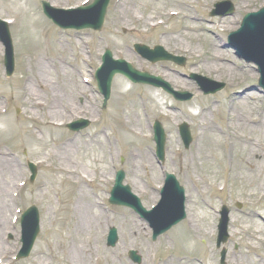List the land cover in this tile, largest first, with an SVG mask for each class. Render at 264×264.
Masks as SVG:
<instances>
[{"label":"rangeland","instance_id":"rangeland-1","mask_svg":"<svg viewBox=\"0 0 264 264\" xmlns=\"http://www.w3.org/2000/svg\"><path fill=\"white\" fill-rule=\"evenodd\" d=\"M46 1L53 4L57 2L54 4L56 8L68 9L85 3L90 4L94 0ZM118 1L111 0L105 25L99 33L61 30L43 15L40 0H19L15 7L0 2L1 19L21 17L19 20L14 19L10 29L16 58L15 72L10 78L5 73L4 48L0 43V151L5 153L6 158L16 162L20 173L10 180L8 194L11 208L7 212L8 222L4 225L5 231L2 236V243L8 255L0 257V264H67L65 258L68 254L66 248L68 240L65 237L67 231L73 228L70 212L77 190L71 181L76 177L82 178L88 168L95 171L96 183L85 187L92 192L105 215V224L98 230L99 254L103 253L109 259L113 256L117 264H136L129 257L131 250L138 253L141 259L138 264H165L171 260L169 256L173 257L172 264H177L179 257L186 258L190 264H221V252L224 248L227 250L225 264L247 262L246 259L248 261L252 259L256 264H264V241L261 242V247L252 248L244 234L236 235L234 238L230 236L226 244L217 248L222 207L226 206L229 209L230 220L236 218L240 221L253 218L257 214L264 221V190L262 195H251L250 192L259 193L262 188L255 186L257 180L254 183L253 180L249 181L244 177L245 174L249 177L252 175L245 173L237 179L234 176L235 173L239 174V171L235 166L233 169L226 160L221 164L222 160L218 156L208 161L207 154L208 151L213 154L224 153L227 151L226 142L232 140L234 144L240 140L241 135L247 142L256 141L261 145H264V139L253 131V128L246 129L240 135L233 133L235 130L231 128V139L222 138L221 141L219 138L218 146L208 148V137H199L198 130L202 122V115L199 114L203 112L208 123L216 128L217 134H225L224 123L227 120L238 117L243 121L247 118L254 121L259 117L264 120V93L258 84L259 75L254 67L246 66L230 47L224 48L226 53L221 58L226 62L221 63L211 58L214 34L219 35L227 44L229 32L238 25L239 14L245 12V7H249L250 11L259 9L264 0H230L235 7V14L227 19L235 21L233 27L223 30L224 33L219 24L221 19L210 14L214 4L221 0H166V3L161 0H126L127 8L131 6L133 13H139L143 17L152 15L155 17V23L166 22L164 25L147 28L129 23L128 20L117 21L121 8L120 5L117 6ZM184 4L187 8L182 13L188 19L182 14L172 19L163 15L168 10L178 12V6ZM17 9H21L18 10L19 15H16ZM30 18L36 25V32L30 29ZM184 26L187 28L186 31ZM171 30L175 31L173 35L176 37L174 40L176 44H181L186 53L196 50L201 55L200 59L196 57L192 60L189 58L191 54L182 52L181 54L188 58L185 67L166 62L147 65L129 50L136 43L150 47L163 45L169 52L178 55L180 53L173 52L176 44L170 42L168 45L163 40L164 33H170ZM106 48L111 49L115 57L126 59L139 69L145 68L149 73L162 76L173 88L192 93L194 100L184 104L177 103L161 90L133 86L125 78L116 77L112 98L107 109L103 111V98L98 92L93 75L101 64V57ZM40 54L46 58L45 64L51 67L45 78L48 89L54 88L63 98L58 116H53L47 107H41V110L30 107L21 96L20 91L24 83L27 81L30 83V79L34 77L37 82L33 88L40 94L39 100L50 105L52 91L47 88L41 89L40 85L38 62ZM65 62L69 65L67 66ZM170 69L173 71L169 72ZM214 70L217 71L212 73ZM192 73L224 81L226 89L215 96H203L196 85L197 81L189 76ZM171 79L173 81L178 79L179 82L174 84ZM246 95L250 96L249 106L243 108ZM69 108H72L71 111ZM78 119H88L91 124L81 133L74 134L66 126ZM155 121L162 123L168 136L166 159L162 164L155 154L156 145L152 129ZM183 122L190 125L193 135V142L188 150L185 149L179 135L178 126ZM130 126L133 128L130 129ZM138 126L141 127L145 139L139 134ZM70 141L81 146L73 162H66L64 156L60 158L53 154L57 152L61 143ZM86 144L92 146L88 151L84 149ZM142 150L149 152L152 167L155 169L149 173L141 169L143 175L136 176L132 171L129 153L134 152L142 157ZM249 151L248 147L235 145V158L239 155L246 156ZM103 155L108 168L107 176L103 179L105 181L101 183L99 167L96 165ZM222 155H219L220 158ZM256 155L261 157L260 152L254 156ZM184 159L191 161V165L185 167ZM28 162L38 164L39 167L37 179L33 184L29 181ZM54 167L72 170L75 175L64 176L53 172L56 180L52 181L50 176ZM119 169L125 171V183L131 187L133 194L142 199L143 206L148 210L154 206L149 202L151 189L157 190L156 188L164 183L166 173L175 174L186 191L187 220L154 242L151 228L138 215L130 209L113 207L108 203L113 181L111 178H115ZM262 179L264 184V176ZM137 184L142 190H146L145 196L138 195L140 192L135 189ZM223 185L225 189L219 194L216 188ZM44 186L48 187L47 194L41 191ZM33 205L41 214V232L29 258L16 261L15 257L21 248L20 216ZM192 210L193 215L197 217L199 228L208 233L206 236L196 238L188 232L189 214ZM130 218L144 225L146 237L142 235L127 237V226L123 223ZM252 220L264 227V222L260 219ZM110 228H116L119 235V243L114 248L107 246ZM228 230L229 233L233 230L231 222ZM94 234L90 235L95 236ZM10 235L13 239L9 238ZM88 235H84L83 240ZM118 247L119 252L116 250ZM96 263L97 260L93 259L92 264ZM100 264L109 262L102 259Z\"/></svg>","mask_w":264,"mask_h":264},{"label":"bare ground","instance_id":"bare-ground-1","mask_svg":"<svg viewBox=\"0 0 264 264\" xmlns=\"http://www.w3.org/2000/svg\"><path fill=\"white\" fill-rule=\"evenodd\" d=\"M123 0H119L117 3V6H121L120 11L117 16V21L119 22H125L128 20L129 23H135L137 25H141L143 28H147L148 26H151L152 23L155 22V17L152 15L148 17H143L139 13L137 14L136 12L133 13L131 11L132 7L129 6L127 8L128 4L126 3V0L122 3ZM166 3V0H161ZM211 1H216V0H211ZM1 3L9 5V6H17L19 3V0H0ZM54 4H57L54 3ZM52 3V5L54 6ZM169 2L167 3V5ZM186 4L178 6V12L177 13H169L170 16H173L175 14V17L180 16L181 14L187 18L185 14L182 12L186 9ZM17 9L16 15L19 13ZM235 20L231 19H224L221 18V22H219L220 26L222 27L223 30H227L231 26L233 27V22ZM29 26L32 32H36V25L34 22H31V18L29 19ZM158 26V25H155ZM187 28L184 26V31H186ZM175 33L174 30H171V32H166L164 33V38L163 40L166 41L165 44L170 45V42H174L176 44V37L173 35ZM171 38V39H170ZM215 40L212 41L213 47L211 50V58L214 59L215 61H219L222 63L221 58L224 56L226 53L224 51L225 47V42L222 41L221 37L217 34H214ZM170 39V40H169ZM169 40V41H168ZM173 44V43H172ZM179 44V43H178ZM176 48L173 49V52L175 53H182L185 52L183 48L181 47V44L177 45ZM172 49V48H170ZM186 53V52H185ZM188 54H191L190 57H197L201 56L199 55V52L196 50H191L187 52ZM186 53V54H187ZM45 57H42V54L38 56V62H39V79H40V85L41 89H45L47 87L46 85V74L50 73L51 67L48 64H45L47 61L45 60ZM66 63V62H65ZM68 66L69 64L66 63ZM61 68V67H60ZM217 70H214L212 73L216 72ZM34 81V82H33ZM170 81L175 83H178L179 80L176 79L173 81L171 79ZM37 80L33 77V79H30L26 83H24L23 88L21 89V96L24 98V102L29 105L30 107H35L38 109H42L41 107H47L48 110L51 112L53 116H58L60 114L59 110V105L62 102V96L59 94L57 90L54 88H50L48 90L52 91V94L50 96V105L49 103L47 104L46 102H43L40 99V94L35 91L33 88V85H36ZM42 95V94H41ZM249 95H246L243 100V105L242 107H248L249 103ZM247 103V104H246ZM72 108H69L68 110L71 111ZM66 109V111H68ZM202 115V122L198 126V130L200 132L199 137H208L207 142H208V148H211L212 146H218L221 141L223 140L222 138H226L229 140V134H231L230 129L233 128V133H236L237 135H240L241 132L245 131L246 129H252L253 131L259 133V135L264 139V120L258 118L259 120L257 122L252 121L251 119H245L244 121L241 119H232V120H227L225 127H226V132H223L225 134H217L216 128L208 123L207 117L205 115V112L202 114H199V116ZM57 118V117H56ZM56 118H52L55 120ZM130 124V123H129ZM128 124V126H129ZM138 125V124H137ZM133 127H136V125H133ZM133 127H129L132 129ZM139 134L143 137V134L141 133V127L138 126ZM235 145H242L244 147L250 148V151L246 154V156H236L235 158V152L234 148ZM91 144H86V147L84 148L85 151H88L91 149ZM100 148H102L101 145H99ZM231 150L230 148H226L227 151H224V153H219V154H213L211 151H208V161H212L215 159L217 156L219 159H221V164L227 161V163H230L232 165V168L237 171L238 173H235L234 177L243 175L245 173L252 175V177L247 176L246 174L244 175L245 179H249V181L253 180L255 183L256 187H262L261 191L259 193L255 192H250L251 195L256 196V195H262L263 190H264V184H263V179L262 176H264V145H261L260 142H247L244 138H241L237 142L231 144ZM81 149L80 144L77 142H71V143H66V144H60V146L57 149V152H53L54 155L59 156L62 158L66 159V162H73L75 160V156L79 153ZM260 152V156H254L255 153ZM220 154H223L220 158ZM140 156V158H138ZM130 163L132 164V171L136 176L143 175V173L140 172L141 169L148 171H151L152 169L154 170V166L152 167V161L150 160V155L148 151L142 150V157L141 155H136L134 152L129 153ZM235 158V161H233ZM205 161L207 162V157H205ZM234 162V164H232ZM97 167H99V178L100 179H105L107 176L106 170H107V164L105 161L104 155L102 158H100L97 161ZM191 161L189 162L187 159L183 160V164L185 167H188L189 164L191 165ZM220 163V162H219ZM72 169V168H71ZM18 168L17 164L13 159L6 158L5 153L3 151H0V257H6L8 255V252L5 249V246L2 243V236L4 234V225L7 224V212H9L11 208V200L9 198L8 192L9 186H10V180L12 177H16L20 173H18ZM65 171V170H64ZM56 174H63L64 176H71L72 171H67L66 173H63L62 168L56 167L52 169V173L50 176V179L52 181H55L56 178L53 177L54 173ZM152 172V171H151ZM83 178L87 180V182H92V178L96 175L95 171H91L89 168L86 170V172L83 173ZM147 174V173H145ZM57 177V176H56ZM241 177V176H240ZM233 175L230 176V179L232 180ZM9 179V180H7ZM77 183H79V187L76 191V196H75V202L74 206L71 209L70 212V217L73 219L72 221V226L73 228L69 229L66 234V239L68 242L66 243V248H67V257L65 258V261L67 264H92V261L94 258H99L101 257L103 260L108 261L109 264H117L116 261H114V258L112 256L111 259L107 258L106 256L103 255V253L99 254V247L97 244L99 235H98V230L104 226V221H105V215L102 213L98 202L94 199L92 192L85 187V183L81 181V178H78ZM254 185V184H253ZM246 187V185H243ZM46 189V190H45ZM138 192H141L144 194L145 191H143L139 184L136 185L135 188ZM248 189V188H247ZM42 193L45 191L47 194L48 192V187L46 186L42 187L41 189ZM259 191V190H257ZM157 199V196L155 194H152L150 197L151 202H154ZM253 218H256L258 221L261 218L259 215H254ZM253 218H248V219H243V220H237L236 218H232L231 225H232V232H230L231 237H235L236 235L239 236L241 234H244L246 237V241L248 245L252 248H257L261 247V242L264 241V227L260 226V224L257 221L253 222ZM263 221V220H261ZM188 230L190 233H192L193 237L199 238L206 236L208 233L202 231V228H199L198 223H197V217L193 215V210L191 211V214H189V221H188ZM264 222V221H263ZM124 226H127L126 232H127V237L131 238L133 235H142L143 237H146L147 232L145 231L144 225L140 224L137 220L134 218H130L129 220L125 221ZM103 225V226H102ZM71 226V227H72ZM242 230V231H241ZM91 233H95V236H91ZM89 234L85 240H83L84 235ZM62 238V237H61ZM96 240V242H94ZM117 252H119L120 248L118 247ZM195 250V249H193ZM116 253V252H114ZM117 254V253H116ZM171 260L167 261L165 264H172L174 263L173 258H170ZM249 264H256L255 261L250 259H246ZM247 262L242 261L240 263L237 261V264H248ZM164 263V262H163ZM177 264H190V262L185 259V260H177ZM234 264V263H232Z\"/></svg>","mask_w":264,"mask_h":264},{"label":"water","instance_id":"water-1","mask_svg":"<svg viewBox=\"0 0 264 264\" xmlns=\"http://www.w3.org/2000/svg\"><path fill=\"white\" fill-rule=\"evenodd\" d=\"M104 5L100 8L98 13L97 21L92 23L91 25H87V28H93L96 30H100L104 23L105 18V12H106V5L105 1H102ZM45 14L51 18L55 23L59 22L58 18L55 16V13L49 8V6L46 3H43ZM58 24V23H57ZM242 33V30L240 31ZM0 34L4 36V40L8 44V54H7V66H8V74L11 75L14 68V61H13V50L11 46V40L9 35V30L7 27L0 26ZM264 37V21L261 20L253 29H251V33H249V37L247 41L245 42L243 46V50L246 52L251 53H258L259 55V61L262 62L263 65V78H264V49L260 46L261 41H263ZM141 52H143L141 50ZM145 54L146 58L150 59L151 61H156L157 56H161V51L158 52L157 50L154 52H147L143 53ZM110 55V54H108ZM123 65L120 62H114L111 59V56H107L104 60V66L99 69L97 74V80L99 83V87L102 90V92L105 95L106 102L110 98V88H111V82L113 77L118 74L122 73L129 77H135L132 70H124L121 68ZM136 78V77H135ZM138 79H142V81H147V77H140ZM161 86L166 87L164 83H160ZM169 90V89H168ZM88 125V123H83L79 128H84ZM157 141L159 144V156L162 158L164 156V134L162 130L160 129V126L157 125ZM182 129V135L185 140L186 146L188 147L191 138L189 135V130H187V127L184 125L181 127ZM170 180L168 181V189L163 192V199L160 204V207L156 209L151 216V221L154 224L155 229L158 231V235L162 234L163 232L168 231L173 226L177 225L180 221L185 219V209L183 206V189L180 188L178 185L176 179L174 177H169ZM121 180L117 187L115 188L114 192L116 193V196H118V190H121ZM127 192L126 190H124ZM114 193V194H115ZM112 202L116 204L121 205H128V202H123L119 200L117 197H115ZM38 212L35 208L28 210V212L25 213L23 216V229H24V242H25V248L23 250V255H27L37 237V234L39 232V217ZM225 229L222 231V237L220 238V241H225V237H227ZM117 241L116 232L113 230L110 235V244L114 245Z\"/></svg>","mask_w":264,"mask_h":264}]
</instances>
